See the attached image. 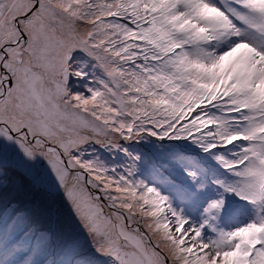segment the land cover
Returning <instances> with one entry per match:
<instances>
[{"label":"snow or ice","instance_id":"6c2138e0","mask_svg":"<svg viewBox=\"0 0 264 264\" xmlns=\"http://www.w3.org/2000/svg\"><path fill=\"white\" fill-rule=\"evenodd\" d=\"M0 264H264V0H0Z\"/></svg>","mask_w":264,"mask_h":264}]
</instances>
